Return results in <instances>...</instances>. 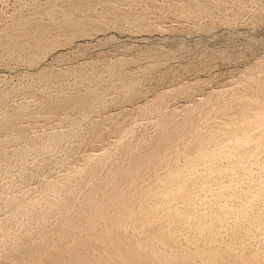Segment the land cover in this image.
Masks as SVG:
<instances>
[{"label":"rangeland","instance_id":"1","mask_svg":"<svg viewBox=\"0 0 264 264\" xmlns=\"http://www.w3.org/2000/svg\"><path fill=\"white\" fill-rule=\"evenodd\" d=\"M84 1L89 8L81 6ZM91 1L95 0H0V119L6 113L18 116L10 128L0 131V263L21 247L44 245L51 232L60 234L58 240H75L65 236L66 229L81 217L87 197L105 196L112 185L106 188L104 183L110 182L113 169L135 165L136 158L128 154L131 145L147 150L151 137L158 141L161 132L172 134L178 125L192 120L194 135L205 132L197 146L191 130L177 139L182 144L177 155L169 145L157 150L166 162L157 173L163 180L151 177L154 184L162 180L161 194L157 190L159 195L155 192L151 199L152 207L156 205L151 217L157 221L152 224L158 227L163 219L159 216L168 215L166 222L172 227L167 223L171 230L166 231L180 238L176 240L182 246L186 239L199 245L193 231L207 225L212 236L217 233L213 240L218 244L210 242L215 246L241 240L232 245L235 250L264 251V0H96L93 5ZM24 22L30 29L23 35L19 32ZM37 25L49 28L42 40L44 49L25 47L26 43L20 52L1 49L3 40L35 36ZM55 40L60 42L54 44ZM64 99L72 104L58 106L54 113L43 106ZM224 145L228 148H221ZM218 147L226 150L224 154ZM198 151L214 156L207 163L210 167L198 159ZM247 197L255 200L253 206ZM14 200L19 203L13 207ZM124 226L120 230L133 235V240L142 238L141 232L137 231L139 236L129 227L130 234ZM216 228L223 230L221 235ZM221 240L227 244L219 245ZM247 241L250 246L241 249ZM207 243L203 244L211 247ZM192 244L187 248L197 247Z\"/></svg>","mask_w":264,"mask_h":264},{"label":"bare ground","instance_id":"2","mask_svg":"<svg viewBox=\"0 0 264 264\" xmlns=\"http://www.w3.org/2000/svg\"><path fill=\"white\" fill-rule=\"evenodd\" d=\"M61 1V0H60ZM73 1V0H72ZM96 1V0H95ZM94 1V2H95ZM79 2V1H77ZM92 2V1H91ZM91 2L90 5H91ZM92 2V5L93 3ZM98 2V1H96ZM111 2V1H110ZM128 2V1H127ZM70 3V2H69ZM74 3V2H73ZM85 3V1H84ZM76 4V3H75ZM87 4V5H86ZM73 5V4H72ZM95 5V4H94ZM116 5V4H115ZM70 6V5H69ZM78 8H80L81 6H88L86 8H89V5H88V2L85 3V5H81L79 7V5H77ZM71 7V6H70ZM92 6H90L91 8ZM66 8V7H65ZM69 8V7H67ZM73 8V7H71ZM82 8V7H81ZM107 8V7H106ZM35 9V8H34ZM56 9V8H55ZM85 9V8H84ZM58 10V9H57ZM62 10V9H61ZM68 10V9H67ZM72 10V9H71ZM77 10V9H76ZM116 10V9H115ZM69 11V10H68ZM60 12V11H59ZM63 12V11H62ZM67 13V11H65ZM121 12V10H120ZM65 13V14H66ZM71 15L73 12H70ZM63 14V13H62ZM108 14V13H107ZM22 15V14H21ZM57 16V15H56ZM65 16V15H64ZM51 17V16H50ZM69 17V13L66 14V20L67 18ZM16 18V17H15ZM76 18V17H75ZM79 18V17H78ZM51 20V19H50ZM53 20V19H52ZM70 20V18H69ZM72 20V19H71ZM70 20V22H71ZM58 21V20H57ZM19 22V21H18ZM17 22V23H18ZM66 22V21H65ZM69 21L67 20L66 23H68ZM20 23V22H19ZM25 23V22H24ZM41 23V22H40ZM64 23V22H63ZM23 25V23H21ZM36 24V23H35ZM72 24V22H71ZM74 24V23H73ZM32 25V24H31ZM70 25V23H69ZM103 25V24H102ZM21 26V25H20ZM35 26V25H34ZM118 26V25H117ZM23 28L21 29V31L19 32V34H27V29L29 27L28 23H25V25L22 26ZM51 27V26H50ZM6 29V28H5ZM35 29V28H34ZM49 28H47L46 26H43V25H37L36 27V33H35V36H31L30 38L27 36L26 39H24V41H2L1 42V49L3 48L4 50H9V51H17L19 50L18 52H20V50L24 49L25 50V47H29V45H34L36 47H38V49H41L43 48L44 49V46L42 45V40L44 39L45 37V33L46 31L48 30ZM80 29V27H79ZM78 29V30H79ZM24 30V31H23ZM7 31V30H6ZM80 31H84L83 30H80ZM113 31V30H112ZM68 33V32H67ZM79 33V32H78ZM12 34V33H11ZM30 34V33H29ZM4 35V34H3ZM34 35V34H33ZM10 36V35H9ZM16 36V35H15ZM22 36V35H21ZM60 36V34H59ZM58 36V37H59ZM69 36V35H68ZM3 37V36H2ZM5 37V36H4ZM66 37V36H65ZM24 38V36L22 37ZM50 38V37H49ZM59 40V39H58ZM57 42H60V41H54L53 43L54 44H57ZM24 43H26V46L24 47ZM32 47V46H31ZM35 50H37V48L33 47ZM2 49V50H3ZM52 51V50H51ZM36 52V51H35ZM9 53V52H8ZM22 53V52H21ZM39 53V52H38ZM51 53V52H50ZM49 53V54H50ZM15 54V53H14ZM17 55V54H16ZM34 55V54H33ZM161 66V65H160ZM47 71V70H46ZM45 74V73H44ZM58 79V78H57ZM44 80V79H43ZM45 81V80H44ZM104 89V88H103ZM114 89V88H113ZM264 91V90H263ZM87 92V91H86ZM94 92V91H93ZM78 94V93H77ZM99 94V93H98ZM263 94V92L261 93V95ZM264 95V94H263ZM262 99V98H261ZM260 99V100H261ZM72 100V99H71ZM264 100V99H263ZM73 101V100H72ZM81 101V100H80ZM57 102V101H56ZM74 102V101H73ZM256 101H254L255 103ZM263 102V101H262ZM253 103V104H254ZM47 104V105H46ZM45 105L43 106H46L44 107L45 109L49 110V111H54L56 108H58V106H63V105H66V104H69V106L72 104V102L70 103V100L69 99H64L62 101H60L59 103L57 104H54V103H46ZM256 106V105H255ZM259 106V105H258ZM66 107V106H65ZM261 107V105H260ZM42 108V109H44ZM29 110V109H28ZM39 110V109H38ZM263 110V109H262ZM261 110V111H262ZM249 111V110H247ZM43 112V111H42ZM250 112V111H249ZM22 113V112H21ZM54 113V112H53ZM248 113V112H246ZM263 113V112H262ZM192 115V113H190ZM189 114V116H190ZM194 115V114H193ZM190 116V117H193ZM251 115V114H250ZM255 115V114H254ZM263 115V114H262ZM258 116V115H257ZM264 116V115H263ZM189 117V118H190ZM18 118V116L14 113H6V115H4V117L2 118L1 122H0V131L2 130H7L8 128H10L13 123L15 122V119ZM23 118V117H22ZM243 118V117H242ZM249 118V117H248ZM261 118V117H260ZM194 119V117H193ZM185 120V119H184ZM188 120V117L187 119ZM185 120V122H186ZM190 120V119H189ZM249 120V119H248ZM261 120H263V117L261 118ZM178 121V120H177ZM183 121V120H182ZM243 121V120H242ZM253 121V120H252ZM173 122H176V121H173ZM171 123V124H174V123ZM179 122V121H178ZM184 122V121H183ZM192 124H193V120L191 121ZM191 122H186L184 125L182 123V126L181 124L178 125V127L176 128V130H174L173 132L174 133H170V134H167L166 132H164L163 130H160V131H163L161 132L162 134H159V136H162L161 138H159L160 140H153L154 138L151 137L152 139H149L151 141H149L148 143V146L147 148L144 147L147 149V150H143L140 146L138 145H131V147L129 148V151H128V154L130 155V158L131 156L133 158H136V162H135V165L134 166H130L128 167V170L127 168H125L126 170H121V168H114L113 172H112V176L110 178V182L107 181L104 183V185L107 187H109L110 185H112L111 187V190H109L108 192L106 191L105 192V196H102L101 198L97 195H90L88 196V200L87 202H85V204L83 205L82 209V213H81V217L78 218V220H71L70 224H69V228L65 229L67 230L66 231V235L68 238L72 237L73 239L76 237L75 240H67V241H61V240H58L60 239L59 238V235L56 236V234L52 233L51 234L49 233L46 237H45V242H44V245L42 246H39V247H31V248H27L25 245V247H21L18 251H16L14 249V251H16L15 253L11 254L9 256V259L12 260L11 264H264V255L261 253L263 251V246L261 247L262 250L257 247L259 245L256 246V250H251L250 248V252H246L247 250L245 249L246 245L248 244L250 246V243H246L245 245L243 244H239L242 245L241 249L244 248L243 250H235V248L233 246H237V244L239 242H241V240L237 243L235 242L237 240V238H235L236 240H234L235 244H233L232 240V244L228 245L227 243H225L224 241L221 240V242L223 243H220L219 245H223V244H227L226 246H217V240H216V246H215V242L214 244H211L210 242L212 241H215L213 240V236L215 237L216 234L214 233V235L212 236L211 233H209V228L207 225L206 228L208 229V233H205L206 231L203 230V229H206L204 226L201 227V228H198L200 226L197 227L196 229V232L193 231L194 235L196 236L193 238L194 240H197L195 241L196 243L199 242V245L198 244H195L193 245L189 239H188V242H186L185 240V243H189V245L194 247V246H197L195 248H191L190 246H188L189 248H187V244L182 246L180 244L181 241L178 242V240H180V238H175V236L171 237L169 234H171V232L168 234L166 230H168L170 227V222H166V218L168 215H166V213H164L166 215V217L164 216H159L162 220L164 221H160L159 217L157 218L158 221H160V225L158 226L157 223L156 226H154L152 224V220L155 221L154 219H152L151 217V214L154 212H156V205L155 203L154 204V208L152 207V203H151V199H152V196L155 194V192L158 190L159 191V188L161 187L160 185L162 184V180H163V175L162 177L160 176V174H158L161 178L159 179V182H157L158 180H156L155 184H154V181H151V177L155 176L157 177V173H159V171L163 168V164H165L166 161L162 160L163 158H160L158 156V152L157 150L159 149V147L161 146H164V145H169L167 148L168 149H171V152H173L172 154H176L178 151L181 150V147H179L180 145H182L180 143V145H178V142H177V139L181 140L179 137L182 138V136L184 135H187L188 133L191 132L192 130V133L194 132V127ZM264 122V121H263ZM181 123V122H179ZM195 123V122H194ZM251 123V122H250ZM260 123V122H259ZM167 124V123H165ZM176 124V123H175ZM232 124V123H231ZM199 125V124H197ZM259 125V124H257ZM263 125V124H262ZM162 126V125H161ZM165 126V125H164ZM164 126L162 128H164ZM168 126V125H167ZM176 126V125H175ZM196 126V125H195ZM221 126V125H220ZM166 127V126H165ZM240 127V126H239ZM238 127V128H239ZM243 127V126H242ZM249 127V126H248ZM247 127V128H248ZM174 128V129H175ZM244 128V127H243ZM246 128V129H247ZM263 128V127H262ZM22 129V128H21ZM171 129V128H169ZM196 131L198 130V127L196 126ZM147 130V129H146ZM165 130V129H164ZM201 130V129H200ZM199 130V131H200ZM224 130V129H223ZM240 130V129H239ZM262 130V129H261ZM260 130V131H261ZM167 131V130H166ZM243 131V130H242ZM21 132V131H20ZM70 132V131H69ZM172 132V131H171ZM198 132V131H197ZM197 132H195V135L196 137H194V133H193V137L195 138V140H193L192 142L194 144H196L195 146H197V142H200V140L202 138L205 139L204 137V133L203 134H197ZM207 132V131H206ZM236 132V130H235ZM241 132V131H240ZM252 132V131H251ZM191 133V134H192ZM244 133V132H243ZM208 134V132H207ZM211 134V133H210ZM251 134V133H250ZM249 134V135H250ZM255 134V133H254ZM253 134V135H254ZM264 134V133H263ZM261 134V135H263ZM234 135V134H233ZM237 135V134H236ZM191 136V135H189ZM209 136V135H208ZM240 136V134H239ZM244 136V135H243ZM248 136V135H247ZM187 137V136H186ZM192 137V136H191ZM192 137V138H193ZM207 137V136H206ZM216 137V136H215ZM253 137V136H251ZM157 138V137H156ZM189 138V137H188ZM191 138V140H192ZM211 138V137H210ZM218 138V137H217ZM234 138V137H233ZM236 138V137H235ZM244 138V137H243ZM255 138V137H254ZM208 139V138H207ZM207 139H206V142H207ZM215 138L213 137V140ZM251 139V138H250ZM216 140V139H215ZM222 140V139H221ZM230 140V139H229ZM228 140V141H229ZM233 140V139H232ZM238 140H240L238 138ZM247 140V139H246ZM254 140V139H253ZM252 140V141H253ZM256 140H259V139H256ZM256 140H254L256 142ZM57 141V140H56ZM204 141V140H203ZM210 141V140H209ZM208 141V142H209ZM220 141V140H219ZM227 141V140H226ZM251 141V142H252ZM181 142V141H180ZM185 142V141H184ZM191 142V144H192ZM225 142V141H223ZM231 142V141H230ZM238 142V141H237ZM34 143V142H33ZM59 143V142H58ZM211 143V141H210ZM226 146L229 147L230 145V148L232 147L231 144L228 145V142H226ZM233 143V142H232ZM245 143V142H244ZM250 143V142H248ZM1 144V143H0ZM193 144V145H194ZM204 144V143H203ZM209 144V143H208ZM225 144V143H224ZM251 144V143H250ZM257 144V143H256ZM263 144V143H262ZM184 145V144H183ZM192 145V146H193ZM200 145V144H199ZM205 145V144H204ZM203 145V146H204ZM223 145V144H221ZM233 145V144H232ZM235 145V144H234ZM248 145V144H247ZM261 145V144H260ZM185 146V145H184ZM202 146V147H203ZM207 146H211V145H207ZM206 146V147H207ZM218 146V145H217ZM237 146V145H236ZM239 146V145H238ZM252 146V145H251ZM254 146V145H253ZM129 147V146H128ZM201 147V146H200ZM205 147V148H206ZM221 147V146H219ZM218 147V148H219ZM226 147V148H228ZM115 148V147H114ZM166 148V149H167ZM195 148V147H194ZM199 148V147H198ZM212 147H210L211 149ZM221 148H225V145L224 147L222 146ZM225 148V149H226ZM238 150L240 149V147H237ZM243 148V147H242ZM200 149V148H199ZM203 149V148H202ZM208 149V147H207ZM206 149V150H207ZM220 149V148H219ZM245 149V148H244ZM162 150V149H161ZM212 150V149H211ZM210 150V151H211ZM216 150V149H215ZM221 150V149H220ZM219 152H222V154H224V152L226 151H220ZM232 150V149H231ZM243 150V149H242ZM241 150V151H242ZM256 150V149H255ZM209 151V150H208ZM207 151V152H208ZM236 151V150H235ZM182 152V151H181ZM200 152H202L200 150ZM199 151H198V155H200L198 157V159H201L203 161V163L206 165L210 160L209 158L210 155H208L209 153H206L205 155L201 154ZM212 153L214 151H211ZM227 152H228V149H227ZM243 152V151H242ZM258 152V151H256ZM160 153V152H159ZM185 153V152H184ZM232 153V151L230 152ZM229 153V154H230ZM237 153V152H236ZM249 153V151H248ZM219 154V153H218ZM254 154V153H253ZM177 155V154H176ZM188 155V154H187ZM197 155V153H196ZM217 155V154H216ZM228 155V154H227ZM250 155V154H249ZM252 155V154H251ZM173 156V155H172ZM212 156V155H211ZM221 156V155H220ZM219 156V157H220ZM234 156V155H233ZM246 156V155H245ZM162 157V156H161ZM165 157V156H164ZM195 157V156H194ZM193 157V158H194ZM214 157V156H213ZM212 157V158H213ZM240 157V156H239ZM259 157V156H258ZM173 158V157H171ZM211 158V160H212ZM235 158V157H234ZM168 159V158H167ZM197 159V158H196ZM214 159V158H213ZM252 159V158H251ZM2 160V159H1ZM191 160V159H190ZM199 160V161H201ZM218 160V159H217ZM222 160V159H221ZM236 160V159H235ZM243 160V159H242ZM171 161V160H170ZM194 161V160H193ZM223 161V160H222ZM231 161V160H229ZM126 162V161H125ZM168 162V161H167ZM211 162V161H210ZM213 162V161H212ZM249 162V161H248ZM133 163V162H132ZM185 163V162H184ZM240 163V162H239ZM115 164V163H114ZM170 164V163H169ZM182 164V163H181ZM200 164V163H199ZM210 164V163H209ZM188 165V164H187ZM198 165V164H197ZM196 165V166H197ZM212 165V163H211ZM206 166H209L208 164ZM218 166V165H217ZM124 167V166H123ZM122 167V168H123ZM184 167V166H183ZM210 167V166H209ZM213 167V166H212ZM212 167H211V170H212ZM219 167V166H218ZM233 167V166H232ZM231 167V168H232ZM181 168V167H180ZM201 168V167H200ZM203 168V166H202ZM205 168V166H204ZM216 168V167H215ZM220 168V167H219ZM124 169V168H123ZM224 169V168H223ZM252 169V168H251ZM261 169V168H260ZM163 170V169H162ZM168 170V169H167ZM197 170V169H196ZM231 170V169H230ZM112 171V170H111ZM125 171V172H123ZM110 172V171H109ZM165 172V171H164ZM192 172V171H191ZM209 172V171H208ZM234 172V171H233ZM232 172V174H233ZM259 172V171H258ZM261 172V170H260ZM98 173V172H97ZM170 173V172H169ZM174 173V172H173ZM181 173V172H180ZM195 173V172H194ZM92 174V173H91ZM96 172L94 171L93 172V175H95ZM110 174V173H109ZM187 174V173H186ZM203 174V172H202ZM210 174V173H209ZM220 174V173H219ZM264 174V172H263ZM157 175V176H156ZM169 175V174H168ZM184 175V173H183ZM181 175V176H183ZM191 175V174H190ZM201 175V174H200ZM228 175V174H227ZM234 175V174H233ZM233 175H230V176H233ZM239 175V174H238ZM252 175V174H251ZM259 175V174H258ZM192 176V175H191ZM198 176V175H197ZM209 176V175H208ZM154 177V178H155ZM180 177V175H179ZM214 177V176H213ZM244 178V176H241ZM260 177V176H259ZM154 178L152 180H154ZM174 178V177H173ZM187 178V177H186ZM226 178V177H225ZM224 178V179H225ZM234 178V177H233ZM263 178V177H262ZM182 179V178H181ZM185 179V178H184ZM230 179V178H229ZM239 179V178H237ZM245 179V178H244ZM253 179V178H252ZM264 179V178H263ZM161 180V181H160ZM180 180V179H179ZM205 180V179H204ZM219 180V179H218ZM240 180V179H239ZM256 180V179H255ZM258 180V178H257ZM256 180V182H257ZM89 181V180H88ZM200 181V180H199ZM237 181V180H236ZM252 181V180H251ZM259 182H261V180H258ZM153 182V183H152ZM186 183V181H184ZM227 182V181H226ZM258 182V183H259ZM164 183H165V180H164ZM163 183V184H164ZM180 183V182H179ZM192 183V182H191ZM198 183V182H196ZM182 184V183H181ZM184 184V183H183ZM182 184V185H183ZM188 184V183H187ZM200 184V183H199ZM225 184V182H224ZM232 185V183H230ZM247 184V183H246ZM261 183H259L260 185ZM177 185V184H176ZM179 185V184H178ZM208 185V184H207ZM229 185V183H228ZM227 185L228 189L230 188L229 186ZM255 186H257L256 184H254ZM196 186V185H195ZM206 186V185H205ZM233 186V185H232ZM248 186V185H247ZM262 186H263V183H262ZM260 186V187H262ZM98 187V186H97ZM166 187V186H165ZM235 184L233 186V189L235 188ZM243 187V186H242ZM182 188V187H181ZM184 188V187H183ZM182 188V189H183ZM193 188V187H192ZM191 188V189H192ZM214 188V187H213ZM219 188V187H218ZM238 188V187H237ZM254 188V187H253ZM256 188V187H255ZM6 189V188H5ZM161 189V188H160ZM185 189V188H184ZM189 189V188H187ZM186 189V190H187ZM232 189V187H231ZM230 189V190H231ZM242 189H245V188H242ZM257 189V188H256ZM93 190V188H92ZM165 190V189H164ZM198 190V189H197ZM207 190V189H206ZM236 190V189H235ZM248 190V189H247ZM253 191L255 189H252ZM157 191V192H158ZM190 191V190H189ZM188 191V192H189ZM194 191V190H193ZM211 191V190H210ZM215 191V190H214ZM249 191H250V188H249ZM259 191V190H258ZM156 192V196L159 195L157 194ZM169 192V191H168ZM224 192V191H223ZM227 192V191H226ZM232 192H234L232 190ZM240 192V191H239ZM238 192V193H239ZM245 192V191H244ZM247 192V191H246ZM257 192V191H256ZM264 192V191H263ZM160 193V191L158 192ZM173 193V191H172ZM187 193V192H186ZM191 193V191H190ZM190 193H188L190 195ZM196 193V192H195ZM212 193V192H211ZM249 193V192H248ZM97 194V193H96ZM161 194V193H160ZM194 194V193H193ZM192 194V195H193ZM198 194V193H197ZM229 194V192H228ZM237 194V192L235 193ZM242 194L241 192L239 193V195ZM244 194V193H243ZM251 194H253V192H251ZM257 194V193H256ZM255 194V195H256ZM259 194V193H258ZM154 195V196H155ZM180 195V194H179ZM189 195L188 196V199L186 198L187 196L184 195L183 197H185V200H189ZM217 195V194H216ZM219 195V193H218ZM217 195V196H218ZM248 195V194H247ZM246 195V196H247ZM153 196V198H154ZM243 196V195H242ZM166 197V196H165ZM179 197V196H178ZM182 197V196H181ZM190 197H192L191 199H193V196L190 195ZM220 197V196H219ZM232 197V196H229V198ZM234 197V196H233ZM232 197V198H233ZM237 197V196H236ZM241 197V195H240ZM261 197V196H260ZM85 198V197H84ZM156 198V197H155ZM167 198V197H166ZM199 198V197H198ZM203 198V197H202ZM201 198V199H202ZM246 198V197H245ZM251 198L255 199L257 197L254 198V196H252ZM249 197H247L246 199V202L248 201L249 203V206L252 205L253 206V203L255 200L251 199ZM168 199H170L168 197ZM178 199V198H177ZM180 199V198H179ZM184 199V198H183ZM190 199V200H191ZM206 199V198H205ZM217 199V198H216ZM238 199V198H237ZM86 200V199H85ZM182 200V198H181ZM184 200V201H185ZM186 200V201H187ZM194 200V199H193ZM215 200V199H214ZM218 200V199H217ZM216 200V201H217ZM245 200V199H244ZM259 200V199H258ZM75 201V200H74ZM84 201V200H83ZM170 201V200H168ZM179 201V200H178ZM192 201V200H191ZM190 201V202H191ZM197 201V200H196ZM199 201V200H198ZM205 201V200H204ZM14 204H13V207L16 206L19 202L17 200V202L14 200ZM153 202V201H152ZM165 202V201H164ZM183 202V201H182ZM189 202V201H188ZM200 202V201H199ZM212 202V201H211ZM219 202V201H218ZM244 202V201H243ZM261 202V201H259ZM263 202V201H262ZM82 203V202H81ZM157 203V202H156ZM173 203V202H172ZM170 203V204H172ZM242 203V202H241ZM248 203L246 204L248 206ZM256 203V202H255ZM10 204V205H11ZM163 204V203H162ZM161 204V205H162ZM183 204V203H182ZM190 204V203H188ZM224 204V203H223ZM159 205V204H158ZM174 205V203H173ZM193 205V204H192ZM240 205V204H239ZM238 205V206H239ZM255 205V204H254ZM257 205V204H256ZM169 206V204H168ZM166 206V208L168 207ZM215 206V205H214ZM213 206V207H214ZM221 206V205H220ZM241 206V205H240ZM243 206V204H242ZM246 206V207H247ZM248 206V208H249ZM12 207V206H11ZM63 207V206H62ZM61 207V208H62ZM80 207V208H81ZM161 207V206H160ZM173 207V206H172ZM175 207V206H174ZM192 207V206H191ZM195 207V206H194ZM202 207V206H201ZM258 207V206H257ZM236 208V207H235ZM245 208V207H244ZM243 208V209H244ZM253 207H250V211L253 212L254 210H252ZM158 209V208H157ZM161 209V208H159ZM158 209V210H159ZM181 209V208H180ZM74 210V209H73ZM204 210V209H203ZM224 210V209H223ZM229 210V209H228ZM232 210V209H231ZM236 210V209H235ZM249 210V209H248ZM264 210V208H263ZM160 211V210H159ZM158 211V212H159ZM188 211V210H187ZM258 211V214H259V210H256ZM78 212V211H77ZM157 212V213H158ZM164 212V211H163ZM163 212H161V215H163ZM170 212V211H169ZM177 212V211H176ZM207 212V211H206ZM205 212V213H206ZM233 212V211H232ZM244 212V211H243ZM249 212V211H248ZM262 212V211H261ZM260 212V213H261ZM51 213V212H50ZM160 213V212H159ZM173 213V212H172ZM199 213V211H198ZM202 213V212H201ZM216 213V212H215ZM79 214V213H78ZM152 214V215H153ZM179 214V213H178ZM196 214V213H195ZM200 214V213H199ZM208 214V212H207ZM228 214V213H227ZM247 214V213H246ZM158 215V214H157ZM184 215V214H183ZM187 215V214H186ZM185 215V216H186ZM204 215V214H203ZM218 215V214H217ZM231 214H229L230 216ZM234 215V214H233ZM252 215V213H251ZM255 215V213H254ZM156 215H154L155 217ZM171 216V215H170ZM184 216V217H185ZM190 216V215H189ZM199 216V215H198ZM202 216V215H201ZM200 216V217H201ZM244 216V215H243ZM259 216V215H258ZM261 216V215H260ZM64 217V216H62ZM203 217V216H202ZM207 217V216H206ZM212 217V214L210 216V218ZM237 217V216H236ZM248 216L246 215V218ZM250 217V216H249ZM27 218V217H26ZM165 218V219H164ZM178 218V217H177ZM204 218H205V215H204ZM214 218V217H213ZM221 218V217H220ZM252 218V217H251ZM254 218V217H253ZM261 218V217H260ZM37 219V218H36ZM181 219V217H180ZM191 219V218H190ZM196 219V217H195ZM206 219V218H205ZM218 219V218H217ZM216 219V220H217ZM245 219V218H244ZM250 219V218H249ZM249 219H245V220H248ZM257 219V218H256ZM169 220V219H167ZM177 220V219H176ZM197 222H199L198 218L196 219ZM203 220V219H201ZM200 220V221H201ZM215 220V221H216ZM225 220V218H224ZM261 220V219H260ZM183 221V220H181ZM188 221V219L186 220ZM206 221V220H205ZM211 222L212 219L210 220ZM220 221V220H219ZM231 221V220H230ZM257 221V220H256ZM255 221V222H256ZM157 222V221H155ZM153 222V223H155ZM176 222V221H175ZM204 222V221H203ZM201 222V223H203ZM245 222V221H244ZM263 222V221H262ZM261 222V223H262ZM71 223H75L76 224V229L73 227V225ZM169 224L167 225L169 228L167 229V227H165L166 224ZM194 223V222H193ZM200 223V222H199ZM198 223V224H199ZM200 223V225L202 226V224ZM208 223V222H207ZM241 223V222H240ZM59 224V223H58ZM176 224V223H175ZM204 224V223H203ZM206 224V223H205ZM223 224V223H221ZM229 224V223H228ZM244 224V223H243ZM257 224V223H256ZM259 224V223H258ZM122 225H127L128 228L127 230L129 229V227L131 228H134V233L137 234L139 231V233L141 232V236L142 238H139L137 237V240L139 241H135L133 240V238H131V236L133 237V235H130L128 236L127 234V231H126V234L123 233V231L120 230V228H124L125 229V226L124 227H121ZM196 224H194L193 227H195ZM213 225V224H212ZM217 225V224H216ZM215 225V226H216ZM238 225V224H237ZM260 225V224H259ZM43 226V225H42ZM172 227V225H170ZM191 226V225H190ZM211 226V225H210ZM214 226V225H213ZM218 226H220L218 224ZM217 226V227H218ZM225 226V225H224ZM231 226V225H230ZM235 226V225H234ZM241 226V225H240ZM72 227V229H71ZM175 227V226H173ZM260 227V226H259ZM131 228L129 230H131ZM177 228V227H176ZM175 228V229H176ZM179 228V227H178ZM181 228V227H180ZM188 228V227H187ZM215 228V227H214ZM220 228V227H219ZM219 228H216L218 229L219 234L218 235H221V231L223 230H220ZM56 229V228H55ZM192 229V228H191ZM189 229V230H191ZM194 229V228H193ZM223 229V228H222ZM227 229V228H226ZM250 229V228H249ZM128 230V231H129ZM136 230V231H135ZM171 230V228L169 229ZM174 230V229H173ZM179 231H181L180 229H178ZM213 230V228H212ZM215 230V229H214ZM245 231V229H243ZM132 231V230H131ZM177 231V229H176ZM174 231V232H176ZM192 231V230H191ZM228 231H231V230H228ZM242 231V230H241ZM240 231V232H241ZM252 232V230H250ZM47 232V231H46ZM45 232V233H46ZM59 232V231H58ZM65 232V231H64ZM130 232V231H129ZM183 232V231H182ZM185 232V230H184ZM211 232V230H210ZM215 232H217L215 230ZM246 232V231H245ZM244 232V233H245ZM43 233V234H45ZM57 233V232H56ZM83 235H82V234ZM139 233L137 235H139ZM187 233V232H186ZM190 234V231L188 232ZM213 233V232H212ZM237 233H239L237 231ZM236 233V235H238ZM247 236H249L251 233H249V231L246 232ZM254 233V232H253ZM42 234V233H41ZM62 234V233H61ZM130 234H133V231L130 233ZM178 234V233H176ZM180 234V233H179ZM223 234V233H222ZM235 234V233H234ZM234 234H233V239H234ZM242 234H243V231H242ZM136 235V236H137ZM175 235V234H174ZM241 235V234H240ZM245 235V236H246ZM135 236V235H134ZM140 236V235H139ZM181 236V235H180ZM244 236V238H245ZM254 236V235H252ZM61 237V236H60ZM78 237V238H77ZM179 237V236H178ZM185 237V235H184ZM243 237V235H242ZM257 237V236H256ZM62 238H63V234H62ZM189 238V236L187 237ZM218 238V236H217ZM247 238V237H246ZM249 238V237H248ZM252 238V237H251ZM258 238V237H257ZM178 239V240H176ZM182 239V238H181ZM228 239V238H227ZM253 239V238H252ZM252 239H250L252 241ZM261 239V238H260ZM102 242L100 243L99 242ZM193 240V242H194ZM220 241V239H218ZM247 240V239H246ZM259 240V238H258ZM218 241V242H219ZM238 241V240H237ZM245 241V239L243 240ZM253 241H257V240H253ZM43 242V241H41ZM183 242V241H182ZM207 242H209V246L211 244V247H206V244ZM228 242V241H226ZM230 242V240H229ZM204 243V244H203ZM237 243V244H236ZM245 243V242H244ZM257 243V242H256ZM21 244V243H20ZM37 244V243H36ZM208 244V243H207ZM255 245V242L252 243ZM251 244V245H252ZM28 245V244H27ZM34 245V244H33ZM214 245V246H213ZM233 245V246H232ZM31 246V245H30ZM186 246V247H185ZM213 246V247H212ZM237 247L240 248V247ZM185 247V248H184ZM253 247V246H252ZM259 248V250H257ZM255 249V248H253ZM246 250V251H245ZM240 251V252H238ZM249 251V250H248ZM264 253V251H263ZM9 255V254H8ZM7 257V256H6ZM7 259V260H9ZM6 260V262H2L0 264H8L10 262H8Z\"/></svg>","mask_w":264,"mask_h":264}]
</instances>
